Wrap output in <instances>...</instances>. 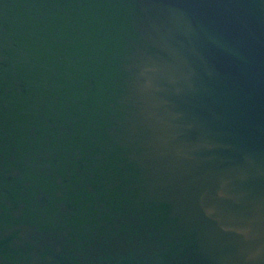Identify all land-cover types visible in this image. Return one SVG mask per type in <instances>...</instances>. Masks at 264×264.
<instances>
[{
    "label": "water",
    "instance_id": "obj_1",
    "mask_svg": "<svg viewBox=\"0 0 264 264\" xmlns=\"http://www.w3.org/2000/svg\"><path fill=\"white\" fill-rule=\"evenodd\" d=\"M0 264H264V0H0Z\"/></svg>",
    "mask_w": 264,
    "mask_h": 264
}]
</instances>
